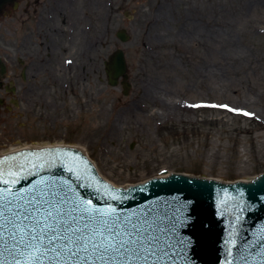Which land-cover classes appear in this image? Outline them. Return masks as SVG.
<instances>
[{
    "label": "rangeland",
    "instance_id": "rangeland-1",
    "mask_svg": "<svg viewBox=\"0 0 264 264\" xmlns=\"http://www.w3.org/2000/svg\"><path fill=\"white\" fill-rule=\"evenodd\" d=\"M258 1L247 0L238 15L225 0H103L97 54L105 61L123 50L128 93L108 84L103 70L102 82L95 72L88 78L86 97H69L67 114L3 112L0 154L79 147L115 186L175 173L232 183L263 174L264 0ZM17 25L15 14L0 17V57L14 73ZM121 29L126 41L117 37ZM94 63L99 59L93 69Z\"/></svg>",
    "mask_w": 264,
    "mask_h": 264
},
{
    "label": "water",
    "instance_id": "water-1",
    "mask_svg": "<svg viewBox=\"0 0 264 264\" xmlns=\"http://www.w3.org/2000/svg\"><path fill=\"white\" fill-rule=\"evenodd\" d=\"M6 1L0 0V7ZM117 37L120 41L128 39L123 29ZM122 51L117 48L108 56L104 74L108 84L121 83L126 94L130 83ZM30 148L0 160L3 179H12L7 175L9 170L17 173L19 182L7 186L27 190L40 179H62L82 198L92 199L96 207L111 204L128 214L152 209L165 227L175 229L170 233L177 253L175 264H264V172L249 182L228 184L221 179L175 173L115 188L100 177L80 151L55 147L32 152L33 146Z\"/></svg>",
    "mask_w": 264,
    "mask_h": 264
},
{
    "label": "snow or ice",
    "instance_id": "snow-or-ice-1",
    "mask_svg": "<svg viewBox=\"0 0 264 264\" xmlns=\"http://www.w3.org/2000/svg\"><path fill=\"white\" fill-rule=\"evenodd\" d=\"M4 175L0 170L6 185L0 187V264H175V229L152 209L128 214L111 204L96 207L62 179L17 190L7 186L19 182L17 173L9 170L10 180Z\"/></svg>",
    "mask_w": 264,
    "mask_h": 264
},
{
    "label": "flooded vegetation",
    "instance_id": "flooded-vegetation-1",
    "mask_svg": "<svg viewBox=\"0 0 264 264\" xmlns=\"http://www.w3.org/2000/svg\"><path fill=\"white\" fill-rule=\"evenodd\" d=\"M225 2L242 15L247 0ZM102 3L8 0L0 7V17L17 15L21 53L15 73L0 57V114L13 109L19 118L67 114L69 97H86L92 73L102 82L104 60L97 54L103 48ZM93 58L99 59L94 69Z\"/></svg>",
    "mask_w": 264,
    "mask_h": 264
},
{
    "label": "bare ground",
    "instance_id": "bare-ground-1",
    "mask_svg": "<svg viewBox=\"0 0 264 264\" xmlns=\"http://www.w3.org/2000/svg\"><path fill=\"white\" fill-rule=\"evenodd\" d=\"M211 37H214V38H215V37H217V36H214V34L211 33ZM214 38H213V39H214ZM145 89H146V90H149V87L146 86ZM150 89H152V87H151ZM153 89H154V87H153ZM26 148H28V147H26ZM35 148L37 149L38 147H35ZM17 149H18V148H14V149H12L11 151H15V150H17ZM24 149H25V148H24ZM11 151H10V152H11ZM166 176H167V174H165V175H160V176H158V177H166ZM250 180H251V179H250ZM250 180H242V182H243V181L248 182V181H250ZM213 181H215V180H213ZM226 184H228V183H226ZM126 186H127V185H126ZM128 186H129V185H128ZM128 186H127V187H128ZM116 187H117V186H116ZM119 187H122V186H119Z\"/></svg>",
    "mask_w": 264,
    "mask_h": 264
}]
</instances>
